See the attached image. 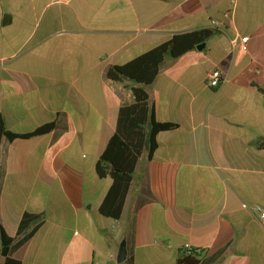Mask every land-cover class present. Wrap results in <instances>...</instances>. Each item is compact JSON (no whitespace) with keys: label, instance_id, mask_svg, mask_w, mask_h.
Masks as SVG:
<instances>
[{"label":"crops","instance_id":"0c3cea01","mask_svg":"<svg viewBox=\"0 0 264 264\" xmlns=\"http://www.w3.org/2000/svg\"><path fill=\"white\" fill-rule=\"evenodd\" d=\"M203 30L204 49L166 58L148 87L156 122L176 127L140 157L121 218L105 217L113 182L97 164L136 87L109 69ZM1 120L22 136L54 125L0 146V225L15 239L39 218L12 252L21 264H178L187 244L209 264H264L251 214L264 208V0H0Z\"/></svg>","mask_w":264,"mask_h":264},{"label":"trees","instance_id":"16d2710c","mask_svg":"<svg viewBox=\"0 0 264 264\" xmlns=\"http://www.w3.org/2000/svg\"><path fill=\"white\" fill-rule=\"evenodd\" d=\"M212 35L211 30L179 34L147 54L123 66H114L109 69L107 73L109 80L113 82L129 80L136 87L133 88L135 102L121 109L117 131L97 164L98 176L100 178L110 177L113 182L101 207V212L105 217L115 220L121 218L140 157L147 147L150 151L155 148V137L158 133L167 132L176 127L169 123L156 122L149 105L148 87L156 80L166 58L177 59L204 44ZM53 128L54 125L49 124L32 134L22 136L8 131L1 120L0 146L4 138L8 141L29 138L49 133ZM38 219L37 216L25 215L20 224L19 238L15 239L8 236L0 225V258H5V264H21L12 258V252L30 239L31 227ZM199 254L185 252L178 264H209L202 262Z\"/></svg>","mask_w":264,"mask_h":264},{"label":"built area","instance_id":"2783aa9c","mask_svg":"<svg viewBox=\"0 0 264 264\" xmlns=\"http://www.w3.org/2000/svg\"><path fill=\"white\" fill-rule=\"evenodd\" d=\"M234 5L231 6V8L225 12L224 14V20L226 19H232L234 15ZM212 23V29L218 28L222 25L223 21L214 20ZM246 40V39H245ZM235 44V41L233 42ZM223 83V76L219 70H213L208 74V85L211 88H218ZM252 218L254 221H256L259 226L264 231V208L260 205H255L251 209ZM185 251L189 254L191 253H199L197 250L193 249L189 244L185 245Z\"/></svg>","mask_w":264,"mask_h":264},{"label":"water","instance_id":"95a60500","mask_svg":"<svg viewBox=\"0 0 264 264\" xmlns=\"http://www.w3.org/2000/svg\"><path fill=\"white\" fill-rule=\"evenodd\" d=\"M204 47H205V44H202V45H199L197 47V49L199 51H202L204 49ZM126 255H127L126 248H125V246H122V248L120 249V252H119L118 263H122L126 259Z\"/></svg>","mask_w":264,"mask_h":264}]
</instances>
